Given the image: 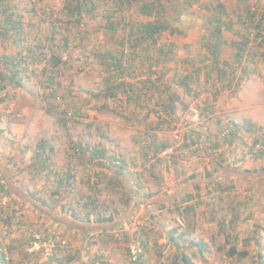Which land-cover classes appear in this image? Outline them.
I'll return each instance as SVG.
<instances>
[{
	"label": "rangeland",
	"instance_id": "obj_1",
	"mask_svg": "<svg viewBox=\"0 0 264 264\" xmlns=\"http://www.w3.org/2000/svg\"><path fill=\"white\" fill-rule=\"evenodd\" d=\"M46 5L55 10L56 17L63 0H38L35 8L41 10ZM182 20L199 24L194 16ZM33 22L36 26L37 17ZM45 29L39 26L37 35L41 37ZM89 30L92 27L87 25L79 30V47L71 41L66 48L54 43L62 62L70 66L63 65L60 71L56 101L62 105L60 109L65 106L78 112L74 120L80 124L71 122L63 127L54 119L49 107L52 101L44 99L40 86L42 77L24 79L22 88L9 89L13 98L0 103V184H6L18 199L13 198L8 210H16L12 227L0 224V242L6 246L17 239V246L26 248L27 240L21 234L51 236L50 243L44 240L42 249L32 251L28 262H22V253L12 251L7 254L14 257L12 261L4 263L56 264V260L64 262L72 255L75 260L70 264H180L176 259L182 254L192 264H264V155L259 156L264 150V62L258 48L256 73L237 93L222 92L214 97L205 91L196 99L187 97L188 108L177 111L178 120L159 128L153 117L139 122L142 115L136 111L133 121H126L132 107L124 100L107 110L101 101H93L91 93L102 88L94 52L105 38L87 34ZM198 31L197 26L184 38L171 40L178 45L192 44ZM4 96L0 93V98ZM233 124L243 128L237 132ZM233 131L243 145L239 140L228 143L226 136ZM152 135L157 142L168 143L158 155L160 161L143 159ZM43 141L53 151L45 150L51 156V167L39 173L28 164ZM78 144L90 150L104 148L106 157L124 156L127 166L115 174L86 159H75V155L70 163L72 148ZM68 163L75 171L72 194L66 203H57L50 217H44L22 195L37 192L51 201L54 186L45 175L61 176ZM98 169L106 177L102 185L95 186V179L89 178L91 183L88 175ZM93 193L110 210H117L115 222L87 225L69 219V215L64 217L63 204L73 207L76 194L84 198ZM2 196L0 189V205ZM141 228L145 239L140 236ZM81 231L88 233L86 238ZM141 240H147L146 244L142 246ZM230 246L242 255L230 257Z\"/></svg>",
	"mask_w": 264,
	"mask_h": 264
},
{
	"label": "trees",
	"instance_id": "obj_2",
	"mask_svg": "<svg viewBox=\"0 0 264 264\" xmlns=\"http://www.w3.org/2000/svg\"><path fill=\"white\" fill-rule=\"evenodd\" d=\"M35 1L23 3L22 0H0V93L5 94L0 98V103L9 97L12 99L14 94L9 89L22 88L24 79H29L31 75L42 77L40 86L43 88L44 99L52 101L49 107L55 113L54 119L63 127L71 122H81L74 120L75 114L79 116L78 112L64 105L60 109L62 105L56 101L60 71L64 70L63 65L67 68L70 66L62 62V56L56 50L58 46L54 43L58 41L66 48L71 41L75 47H79L82 42V39L77 40L81 33L79 30L86 25L92 27L87 34L105 38L94 52L95 62L102 73V88L97 93L92 92L91 98L93 101H101L105 110L111 104L124 100L132 107L131 115L125 119L129 122L133 121L132 115L136 111L139 116L142 115L139 122L146 121L144 117H153L159 128L168 126L178 120L177 111L184 112L188 108L184 102L187 97L196 99L205 91L214 97L222 92L237 93L240 85L256 73L257 48L264 62V0H63L56 17L55 10L48 5L37 10ZM26 6L29 9L22 8ZM192 16L199 20L198 25L182 20ZM34 17L38 19L36 26ZM63 22L65 26L61 27ZM41 25L46 29L40 37L37 29ZM197 26V39L192 44L178 45L171 40L184 38L187 32ZM37 66H41L40 70ZM233 126L237 132L243 128L237 124ZM197 135L199 138L200 135ZM226 137L230 145L235 140H239L242 145L245 143L234 131ZM155 138L152 135L150 143L145 146L144 160L152 158L160 161L158 155L167 149V142H157ZM184 146L188 147V144ZM38 148L28 166L43 173L51 167V156L45 150H53L45 141ZM72 150L70 163L75 155V159H86L93 166L112 169L115 174L127 166L124 156L106 157L104 148L90 150L78 144ZM262 155L264 150L259 153L260 157ZM70 163L61 176L50 172L45 175V179L51 180V186H54V191L49 194L51 201L37 192L21 194L25 202L30 203L38 213L44 214V217H50L57 203H66L72 194L75 171ZM103 177L105 179L106 174L99 169L88 175V179H95L94 183L89 179L95 186L102 185ZM86 183L89 186L90 183ZM0 189L3 192L0 224L11 228L16 210H8L10 202L14 197L17 199V196L3 182ZM54 197L58 198L54 200ZM74 199L73 207L71 203L62 205L64 217L69 215V219L87 225L115 222L117 210H110L97 194L84 198L76 194ZM130 206L128 201L126 208ZM144 230L140 229L143 239L147 238ZM81 232L86 238L88 233ZM32 234H21L26 238L28 248L20 245L19 248L17 239L11 240L6 246L1 241L0 264L12 261L14 257L7 256L12 251L22 253V262H28L31 253L42 249L41 245L45 241H51L48 234L42 238ZM111 237L114 235L107 238L111 240ZM146 241H140L142 246ZM237 254L240 253L236 248L230 246L228 255L232 257ZM74 257L68 255L64 262L56 260V264H70L75 260ZM76 257L79 259L80 255ZM53 258L50 256V259ZM176 260L180 264H192L182 254Z\"/></svg>",
	"mask_w": 264,
	"mask_h": 264
}]
</instances>
